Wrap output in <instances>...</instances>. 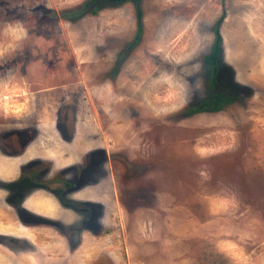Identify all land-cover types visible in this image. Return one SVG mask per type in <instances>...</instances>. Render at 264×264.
I'll use <instances>...</instances> for the list:
<instances>
[{"label":"rangeland","instance_id":"1","mask_svg":"<svg viewBox=\"0 0 264 264\" xmlns=\"http://www.w3.org/2000/svg\"><path fill=\"white\" fill-rule=\"evenodd\" d=\"M0 180V264H264V0H0Z\"/></svg>","mask_w":264,"mask_h":264},{"label":"trees","instance_id":"2","mask_svg":"<svg viewBox=\"0 0 264 264\" xmlns=\"http://www.w3.org/2000/svg\"><path fill=\"white\" fill-rule=\"evenodd\" d=\"M110 1H124V0H110ZM220 41H221V35L218 33L217 38H216V45H215L214 53L211 56L212 60L214 61V63H216V60H217V57H218ZM219 96H220V92L214 94L213 97H211L210 100L203 105V107H205L206 105H211L212 103H214L215 98H217ZM13 185H14V188H16L18 186L17 184H15V182L13 184H7V183H4V181L0 180V186H4V187L6 186V187L13 188Z\"/></svg>","mask_w":264,"mask_h":264},{"label":"crops","instance_id":"3","mask_svg":"<svg viewBox=\"0 0 264 264\" xmlns=\"http://www.w3.org/2000/svg\"><path fill=\"white\" fill-rule=\"evenodd\" d=\"M19 185H20V183H19Z\"/></svg>","mask_w":264,"mask_h":264},{"label":"flooded vegetation","instance_id":"4","mask_svg":"<svg viewBox=\"0 0 264 264\" xmlns=\"http://www.w3.org/2000/svg\"><path fill=\"white\" fill-rule=\"evenodd\" d=\"M16 189V188H15Z\"/></svg>","mask_w":264,"mask_h":264}]
</instances>
